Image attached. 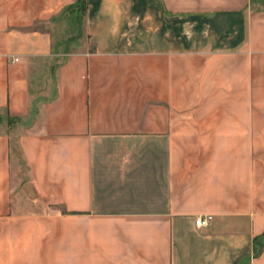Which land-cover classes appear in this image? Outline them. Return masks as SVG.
Instances as JSON below:
<instances>
[{
    "label": "crops",
    "instance_id": "crops-1",
    "mask_svg": "<svg viewBox=\"0 0 264 264\" xmlns=\"http://www.w3.org/2000/svg\"><path fill=\"white\" fill-rule=\"evenodd\" d=\"M79 1L0 0V264H264V0Z\"/></svg>",
    "mask_w": 264,
    "mask_h": 264
},
{
    "label": "trees",
    "instance_id": "trees-1",
    "mask_svg": "<svg viewBox=\"0 0 264 264\" xmlns=\"http://www.w3.org/2000/svg\"><path fill=\"white\" fill-rule=\"evenodd\" d=\"M84 4V0H80L76 6H78V8ZM264 248V233L260 236L257 237L255 240V253L256 255L260 254L263 251Z\"/></svg>",
    "mask_w": 264,
    "mask_h": 264
},
{
    "label": "built area",
    "instance_id": "built-area-1",
    "mask_svg": "<svg viewBox=\"0 0 264 264\" xmlns=\"http://www.w3.org/2000/svg\"><path fill=\"white\" fill-rule=\"evenodd\" d=\"M211 219H212L211 215L199 216L198 218H196V226L207 227L210 225Z\"/></svg>",
    "mask_w": 264,
    "mask_h": 264
},
{
    "label": "rangeland",
    "instance_id": "rangeland-1",
    "mask_svg": "<svg viewBox=\"0 0 264 264\" xmlns=\"http://www.w3.org/2000/svg\"><path fill=\"white\" fill-rule=\"evenodd\" d=\"M84 4L79 7L80 11L83 10Z\"/></svg>",
    "mask_w": 264,
    "mask_h": 264
}]
</instances>
